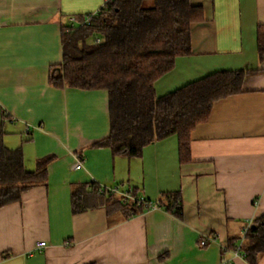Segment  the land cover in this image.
<instances>
[{
    "label": "crops",
    "instance_id": "1",
    "mask_svg": "<svg viewBox=\"0 0 264 264\" xmlns=\"http://www.w3.org/2000/svg\"><path fill=\"white\" fill-rule=\"evenodd\" d=\"M108 1L0 0L4 144L22 149L30 172L54 158L47 184L0 207V264H251L230 245L242 243L245 230L264 215V62L258 52L264 0H191L204 11L192 26V53L157 80V94L219 71L255 72L243 92L218 100L193 130L186 163L177 135L138 157L94 146L111 131L109 92L51 83L52 69L63 61V26L71 17L98 13ZM91 183L133 187L153 202L180 191L184 210L177 216L151 207L126 218L109 215L99 201L75 213L73 188L83 185L93 198ZM42 241L47 244L39 248ZM257 264H264V253Z\"/></svg>",
    "mask_w": 264,
    "mask_h": 264
},
{
    "label": "trees",
    "instance_id": "2",
    "mask_svg": "<svg viewBox=\"0 0 264 264\" xmlns=\"http://www.w3.org/2000/svg\"><path fill=\"white\" fill-rule=\"evenodd\" d=\"M83 26H63V61L54 67L51 83L57 87L105 89L110 97V134L94 146L109 147L116 155L141 156L145 147L177 135L180 160H192V132L207 121L214 104L244 91L252 70H226L209 74L159 96L155 83L175 68L177 58L192 53V26L203 21L201 6L191 0H109L96 14L76 17ZM258 52L264 62V24L258 28ZM0 128V207L22 199L23 193L47 184V157L36 171L25 165L22 149H9ZM73 188V209L81 213L100 205L109 215L120 212L130 218L153 205L175 215L183 213L180 191L163 193L158 202L142 198L136 188L119 184L118 191L100 192L98 183ZM98 198V199H97ZM101 199V200H99ZM241 250L251 264L264 253V215L247 229Z\"/></svg>",
    "mask_w": 264,
    "mask_h": 264
},
{
    "label": "built area",
    "instance_id": "3",
    "mask_svg": "<svg viewBox=\"0 0 264 264\" xmlns=\"http://www.w3.org/2000/svg\"><path fill=\"white\" fill-rule=\"evenodd\" d=\"M89 20H90V17H87L85 21H83V22H78L77 19H76V17H71V20H70V21H71V25H72V26H77V24H79L78 26H83V25H85L86 23H90ZM12 122H14V119H12ZM82 167H83V162H82V161H79V163L76 165V168H77V169H81ZM98 186H99V190H100V192H105L106 190L118 191L117 187H109V186L104 185V184H102V183H98ZM153 207H157V206L153 205L152 208H153ZM247 229H248V228H247ZM247 229L245 230V233H246ZM209 240H210V237H205V238H203V240L201 241V244H202L203 246H204V245H207V244L209 243ZM46 244H47V243H46L45 241L40 242V243H39V248H43V247H45ZM234 252H235V255H237V256H243V257L247 258V255H246L244 252H242V250H241V245H239V246L237 247V249L234 250Z\"/></svg>",
    "mask_w": 264,
    "mask_h": 264
},
{
    "label": "rangeland",
    "instance_id": "4",
    "mask_svg": "<svg viewBox=\"0 0 264 264\" xmlns=\"http://www.w3.org/2000/svg\"><path fill=\"white\" fill-rule=\"evenodd\" d=\"M79 24H77V26H78Z\"/></svg>",
    "mask_w": 264,
    "mask_h": 264
}]
</instances>
